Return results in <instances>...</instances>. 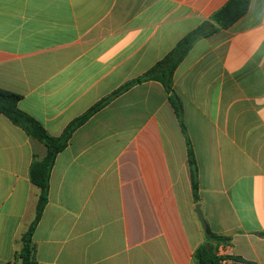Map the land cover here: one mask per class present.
<instances>
[{
	"label": "crops",
	"instance_id": "1",
	"mask_svg": "<svg viewBox=\"0 0 264 264\" xmlns=\"http://www.w3.org/2000/svg\"><path fill=\"white\" fill-rule=\"evenodd\" d=\"M230 0H0V88L54 137L163 60ZM221 245L264 264V0L197 42L174 75ZM46 147L0 114V264L36 216L29 177ZM187 138L158 82L95 113L55 161L34 232L37 264H194L205 241Z\"/></svg>",
	"mask_w": 264,
	"mask_h": 264
},
{
	"label": "trees",
	"instance_id": "2",
	"mask_svg": "<svg viewBox=\"0 0 264 264\" xmlns=\"http://www.w3.org/2000/svg\"><path fill=\"white\" fill-rule=\"evenodd\" d=\"M249 6L250 0H230L223 8L214 13L208 21L202 23L197 29L181 39L176 47L152 69L141 77L127 83L118 91L95 105L84 115L72 121L67 126L64 133L59 137L51 136L40 122L19 108V102L22 100L21 95L0 88V114L5 116L14 126L23 130L30 139L46 147L45 156L43 158L34 156L30 166V181L40 190V195L35 219L22 236V248L16 255L15 264H37L35 257L36 247L33 237L49 201L50 178L57 156L69 146L74 133L95 113L125 91L146 82H158L163 86L169 96V101L174 109L182 132L187 138L192 191L194 201L196 204L199 203V176L196 156L188 138L184 122L183 103L174 88V75L197 42L221 30L231 28L246 15ZM228 243L229 238L216 235L208 228L205 232V241L193 255L194 264H219L220 258L217 256V251L221 245H226Z\"/></svg>",
	"mask_w": 264,
	"mask_h": 264
},
{
	"label": "built area",
	"instance_id": "3",
	"mask_svg": "<svg viewBox=\"0 0 264 264\" xmlns=\"http://www.w3.org/2000/svg\"><path fill=\"white\" fill-rule=\"evenodd\" d=\"M225 250L226 249L222 246L217 251V256L220 258L219 264H246V262L234 256L228 255Z\"/></svg>",
	"mask_w": 264,
	"mask_h": 264
},
{
	"label": "water",
	"instance_id": "4",
	"mask_svg": "<svg viewBox=\"0 0 264 264\" xmlns=\"http://www.w3.org/2000/svg\"><path fill=\"white\" fill-rule=\"evenodd\" d=\"M195 212H196V214L198 216V219H199V221L201 223L202 229L206 232L208 230V225L206 223L204 214H203V212L201 210L200 204L196 205Z\"/></svg>",
	"mask_w": 264,
	"mask_h": 264
},
{
	"label": "rangeland",
	"instance_id": "5",
	"mask_svg": "<svg viewBox=\"0 0 264 264\" xmlns=\"http://www.w3.org/2000/svg\"><path fill=\"white\" fill-rule=\"evenodd\" d=\"M204 231V230H203Z\"/></svg>",
	"mask_w": 264,
	"mask_h": 264
}]
</instances>
